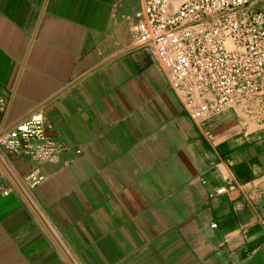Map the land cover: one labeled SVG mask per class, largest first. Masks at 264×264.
I'll return each mask as SVG.
<instances>
[{
  "label": "crops",
  "instance_id": "obj_1",
  "mask_svg": "<svg viewBox=\"0 0 264 264\" xmlns=\"http://www.w3.org/2000/svg\"><path fill=\"white\" fill-rule=\"evenodd\" d=\"M141 5L0 0V131L41 113L63 146L0 155V264H264V80L197 125L136 43Z\"/></svg>",
  "mask_w": 264,
  "mask_h": 264
},
{
  "label": "built area",
  "instance_id": "obj_2",
  "mask_svg": "<svg viewBox=\"0 0 264 264\" xmlns=\"http://www.w3.org/2000/svg\"><path fill=\"white\" fill-rule=\"evenodd\" d=\"M135 19L137 45L154 57L197 125L261 92L264 11L258 0H142ZM5 108L0 99V117ZM61 150L41 113L0 131V155L42 164ZM27 181L35 188L44 176L35 168Z\"/></svg>",
  "mask_w": 264,
  "mask_h": 264
},
{
  "label": "water",
  "instance_id": "obj_3",
  "mask_svg": "<svg viewBox=\"0 0 264 264\" xmlns=\"http://www.w3.org/2000/svg\"><path fill=\"white\" fill-rule=\"evenodd\" d=\"M0 167H1V169H2L4 172H6V173L8 174V172H7V170H6V168H5V166H4V164H3V162H2L1 159H0Z\"/></svg>",
  "mask_w": 264,
  "mask_h": 264
}]
</instances>
